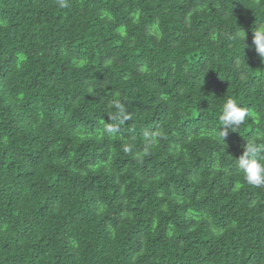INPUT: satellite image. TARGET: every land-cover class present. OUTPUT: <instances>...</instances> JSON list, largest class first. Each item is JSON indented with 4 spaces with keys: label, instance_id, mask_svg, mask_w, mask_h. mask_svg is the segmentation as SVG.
Wrapping results in <instances>:
<instances>
[{
    "label": "trees",
    "instance_id": "16d2710c",
    "mask_svg": "<svg viewBox=\"0 0 264 264\" xmlns=\"http://www.w3.org/2000/svg\"><path fill=\"white\" fill-rule=\"evenodd\" d=\"M64 2L0 0V264H264V0Z\"/></svg>",
    "mask_w": 264,
    "mask_h": 264
},
{
    "label": "clouds",
    "instance_id": "9594fccd",
    "mask_svg": "<svg viewBox=\"0 0 264 264\" xmlns=\"http://www.w3.org/2000/svg\"><path fill=\"white\" fill-rule=\"evenodd\" d=\"M60 7H66L64 0H59ZM252 44L246 45L253 49L258 59L264 63V25L258 26L253 31ZM245 41L247 34L244 31L242 34ZM123 116L124 109L120 104L115 105ZM249 113L246 109L240 107L238 103L233 99H227L221 107L219 114L220 129L217 139L220 142H225V139L229 135V132L242 125ZM126 119L127 117L124 116ZM109 132L113 131L111 127L107 129ZM264 150V145L258 146L256 143L247 141L243 145V153L236 158L235 166L238 171L243 175L244 180L248 185L253 187L264 186V161L257 159V154ZM127 151V149H125Z\"/></svg>",
    "mask_w": 264,
    "mask_h": 264
}]
</instances>
